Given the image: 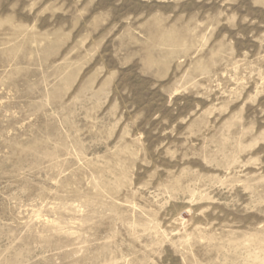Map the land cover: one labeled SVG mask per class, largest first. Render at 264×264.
I'll list each match as a JSON object with an SVG mask.
<instances>
[{"label": "rangeland", "instance_id": "1", "mask_svg": "<svg viewBox=\"0 0 264 264\" xmlns=\"http://www.w3.org/2000/svg\"><path fill=\"white\" fill-rule=\"evenodd\" d=\"M0 264H264V0H0Z\"/></svg>", "mask_w": 264, "mask_h": 264}]
</instances>
